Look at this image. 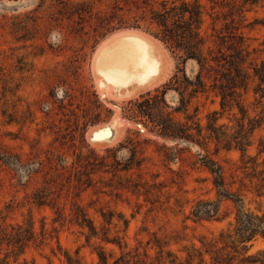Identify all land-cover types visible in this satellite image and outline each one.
Segmentation results:
<instances>
[{
    "label": "rangeland",
    "instance_id": "rangeland-1",
    "mask_svg": "<svg viewBox=\"0 0 264 264\" xmlns=\"http://www.w3.org/2000/svg\"><path fill=\"white\" fill-rule=\"evenodd\" d=\"M196 5L201 23L184 12ZM189 23L205 42L206 92H156L182 62L165 33L180 38ZM124 33L147 38L161 61L147 84L96 70L103 45ZM263 61L264 0H0V236L31 224L23 258L34 264H64L67 253L99 264L101 252L110 264H186L231 228L239 197L264 212L237 170L240 147L255 155L264 137ZM185 68L196 80L198 62ZM163 123L185 139L164 138ZM210 160L224 167L223 188ZM196 209L211 219L195 222Z\"/></svg>",
    "mask_w": 264,
    "mask_h": 264
},
{
    "label": "trees",
    "instance_id": "trees-1",
    "mask_svg": "<svg viewBox=\"0 0 264 264\" xmlns=\"http://www.w3.org/2000/svg\"><path fill=\"white\" fill-rule=\"evenodd\" d=\"M189 13L191 20L201 23L203 19L202 10L196 5L193 9L184 10ZM183 36L178 38L174 33H165L163 40L169 45L173 52L182 53V62L177 66V71L173 77L162 87L157 88L156 92L167 94L169 89H180L183 87L192 88L196 94L206 92V83L203 77V69L208 63L206 57L202 54V48L205 42L199 32L195 30L192 23L187 24L184 28ZM196 60L200 66V71L196 74V80H191L186 73L185 65L188 60ZM254 76L259 80L260 90L264 91V61L260 67H257ZM233 89L237 88L238 80L235 75L227 76ZM183 90V89H182ZM181 93V92H180ZM151 95V92L142 95ZM226 99V98H225ZM136 103V102H135ZM225 105V103L223 104ZM163 128L162 135L167 139H185L176 130H171L170 124H160ZM259 127V126H257ZM256 127H254L255 129ZM241 160L237 170L242 174L241 186L246 187L247 182L252 184L250 190L258 197L264 196V137L260 139L255 155L248 154L247 146H241ZM214 176V185L223 188L225 186L224 167L217 162L210 160L204 165ZM237 214L235 222L231 228L222 231L218 238L213 239L210 243H204L201 248L193 247L188 251L186 264H264V249L251 253L252 243L260 238L264 239V212H258L247 209L243 199L239 197L236 201ZM208 213H203L197 209L193 212V220L202 222L210 220ZM10 233H3L0 236V245H7L12 248L2 255L0 250V264H34L26 258H23L27 248L36 242V235L33 226L16 225L11 227ZM12 257V258H11ZM209 257V258H208ZM52 264V263H51ZM64 264H84L80 256L66 254ZM99 264H110L109 256L106 252L99 254ZM116 264V262L114 263Z\"/></svg>",
    "mask_w": 264,
    "mask_h": 264
},
{
    "label": "bare ground",
    "instance_id": "bare-ground-1",
    "mask_svg": "<svg viewBox=\"0 0 264 264\" xmlns=\"http://www.w3.org/2000/svg\"><path fill=\"white\" fill-rule=\"evenodd\" d=\"M160 62L147 38L136 33H124L103 45L96 58V70L106 80L115 78L119 82L117 85L147 84L159 75Z\"/></svg>",
    "mask_w": 264,
    "mask_h": 264
}]
</instances>
